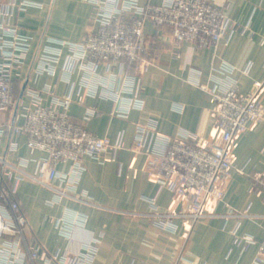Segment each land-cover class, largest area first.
Masks as SVG:
<instances>
[{"label":"built area","instance_id":"built-area-1","mask_svg":"<svg viewBox=\"0 0 264 264\" xmlns=\"http://www.w3.org/2000/svg\"><path fill=\"white\" fill-rule=\"evenodd\" d=\"M92 5L88 28L79 42L47 36L32 53V36L22 33L4 20L14 10L40 6L33 0L10 2L0 10V264H88L99 246V239L71 248L76 228L84 227L88 214L73 208L59 215L48 214L46 220L67 237L68 245L48 251L28 232V222L17 198L22 180L34 181L52 192L48 205L69 198L92 203L86 193H76V185L85 169L84 158L113 160L126 145L119 138L93 133L74 120L68 112L72 102L85 103L88 97L105 98L113 103L111 115L128 117L140 111L145 101L140 95V80L151 58L145 55L150 44L144 23L150 21L158 31L167 30L176 44L191 41L199 47L228 41L233 32L246 33L248 25L232 21L225 8L214 0H86ZM121 63L133 66V72L119 69ZM249 63L241 70L246 72ZM28 69V70H26ZM236 67L222 61L214 68L218 77L204 87L216 114V133L199 137L180 131L161 136L152 121L135 125L129 148L147 155L145 173L159 186L186 200L182 209H161L155 196H143L150 209L143 214L162 231L176 233L184 225H193L210 217L232 218L228 229L231 243L247 249L257 243L254 264H264V238L257 241L248 233H239L240 221L253 217L248 209L236 210L224 203V212H216L211 202H223L225 184L234 176H245L243 167L233 168L232 140L250 125L264 120V104L257 87L240 92L233 77ZM29 72V75L27 73ZM30 72L35 82L39 74H48L53 82L41 87L28 85ZM27 79L22 97L16 103L14 90ZM63 82L62 93L57 83ZM96 113L87 109L84 118ZM25 137L29 155L18 153V137ZM32 163L33 170L28 166ZM67 164L66 170L58 168ZM256 181L264 188V172ZM187 223V224H186ZM179 259L186 260L183 254Z\"/></svg>","mask_w":264,"mask_h":264},{"label":"crops","instance_id":"crops-1","mask_svg":"<svg viewBox=\"0 0 264 264\" xmlns=\"http://www.w3.org/2000/svg\"><path fill=\"white\" fill-rule=\"evenodd\" d=\"M20 1L0 0V10L10 2ZM33 1L41 5L14 10L10 16L3 17L20 32L32 36V53L47 36L72 42L82 39L92 9L89 1ZM214 2L218 5L227 3L226 15L235 23L248 25V31L233 32L228 41H220L215 46L199 47L191 41L176 44L167 30L158 31L150 21H145L144 30L150 44L145 56L151 58L152 63L139 83V92L145 101L142 110H132L126 118L114 116L110 114L111 100L93 97H88L85 103L69 105L68 112L84 128L112 141L121 138L126 146L113 160L107 159L108 154L103 155L104 161L84 158L85 169L75 191L85 192L92 203L62 198L58 203L48 205L46 200L52 196L51 190L27 179L18 184L16 196L26 216L28 232L48 251L63 250L68 239L46 220V215H59L65 209L73 208L87 213L88 220L84 227L74 231L71 248L77 251L81 244L92 239L100 241L88 264H254L257 243L245 250L232 245L228 231L234 223L232 218L210 217L196 222L188 232L184 225L176 233H169L155 227L147 215L135 214L150 209L143 196H155L161 209L187 207L186 200L159 188L147 176V155L129 148L136 123L152 121L161 136H174L184 131L199 137H213L217 118L204 87L214 84L218 77L214 68L222 61L236 67L233 77L240 92L254 89L260 83L257 95L264 104V0ZM246 63L249 67L244 72L241 68ZM119 69L133 72V66L126 63H121ZM33 75L30 72L28 85L41 87L53 82V77L45 73L39 74L33 82ZM56 86L59 93L65 89L63 82ZM16 89L19 93L20 89ZM93 106L96 113L84 118L87 109ZM17 140L18 153L28 156L25 137ZM231 147L233 168L243 167L246 175L234 176L227 181L223 202H211L210 207L219 213L224 212V203L236 210L247 208L255 216L242 218L238 232L251 234L260 241L264 238V188L256 177L264 172V120L235 136ZM33 167L30 163L28 169L33 170ZM58 168L66 170L68 165L60 164ZM180 254L186 260L179 259Z\"/></svg>","mask_w":264,"mask_h":264},{"label":"water","instance_id":"water-1","mask_svg":"<svg viewBox=\"0 0 264 264\" xmlns=\"http://www.w3.org/2000/svg\"><path fill=\"white\" fill-rule=\"evenodd\" d=\"M26 81H27V79H25V81L23 82L22 87L20 88V91L18 93V99H17V101L15 103V107H14V114H15V112L17 110L19 99L22 97V93H23V89H24V87L26 85Z\"/></svg>","mask_w":264,"mask_h":264},{"label":"rangeland","instance_id":"rangeland-1","mask_svg":"<svg viewBox=\"0 0 264 264\" xmlns=\"http://www.w3.org/2000/svg\"><path fill=\"white\" fill-rule=\"evenodd\" d=\"M18 87V90L20 89L19 88V84H17V86H16V88ZM15 88V90H14V98H15V100L17 101V99H18V92H17V89ZM14 107H15V105L13 106V109H14Z\"/></svg>","mask_w":264,"mask_h":264}]
</instances>
